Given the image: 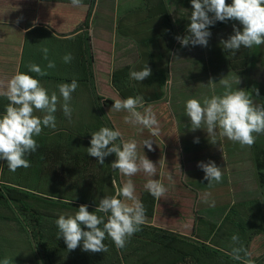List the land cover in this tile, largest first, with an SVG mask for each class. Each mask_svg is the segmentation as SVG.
I'll return each instance as SVG.
<instances>
[{
	"label": "crops",
	"instance_id": "1",
	"mask_svg": "<svg viewBox=\"0 0 264 264\" xmlns=\"http://www.w3.org/2000/svg\"><path fill=\"white\" fill-rule=\"evenodd\" d=\"M82 3V7H73L70 0H0V79L11 78L18 71L27 73L38 79L49 94L55 91L58 96L59 84L76 79L79 86L72 93L70 105L74 111L71 122L63 114L60 104L54 114L56 127H63L64 133L74 141L70 154L66 156L70 163L79 158L82 165L83 158H88L85 149L92 132L109 126L120 130L122 139H135L140 153L156 164L158 174L153 178L160 179L167 188L165 196L157 199L154 216L145 220L146 225L208 249L220 246L224 250L220 249L219 253L230 260L234 259L225 250L231 251V237L238 234L243 243L249 232H256L247 250L252 253L255 263L264 264V169L259 171L257 167L262 150L255 151L260 135L251 147H241L230 140L226 143L219 135L213 144L205 130H190L185 102L190 98L202 101L213 93L208 91L188 97L166 94L171 53L176 47L184 48L175 39L172 25L170 31L165 28L160 45L140 52L139 45L131 40L130 35L103 33L102 28L95 33L97 0L91 8V0H82ZM143 3L141 0L137 6L139 10ZM89 9L87 26H80ZM18 19L19 23L16 22ZM198 46L189 45L184 58L181 57L180 62L173 63L172 60L171 66L178 63V68L186 74L195 71L194 56L199 52ZM42 47L49 49V59L55 61L56 67L47 69L49 74L40 77L29 72L27 65L35 63L46 67L47 61L40 51ZM67 53H71L74 59L66 64L62 57ZM224 62L228 65L227 58ZM146 63L152 70L151 76L141 82L130 79V71L142 70ZM115 72L118 75L115 76ZM246 74H237L241 76L239 89L249 93ZM113 80L117 83L112 84ZM114 85L122 88L126 98L141 95L146 106H152L159 121L158 136L150 137L147 129L141 132L124 123V112H109L111 107L102 102L122 98ZM92 92L101 98L99 102ZM251 96L254 102L258 99ZM7 103L6 98L0 97V114ZM35 115L43 114L35 112ZM148 138L153 139L152 150L142 147L143 140ZM196 138H199L198 143L194 142ZM75 143L79 144L78 148ZM77 151H80L78 157ZM209 160L223 172L222 182H213L211 187L204 179L205 173L197 167L199 162ZM117 172L119 181L120 177L128 179ZM169 174L173 181L167 179ZM131 179L140 199L141 192L146 191L143 185L147 177L138 173ZM205 193H210L209 200L215 201L214 206L203 202Z\"/></svg>",
	"mask_w": 264,
	"mask_h": 264
},
{
	"label": "clouds",
	"instance_id": "2",
	"mask_svg": "<svg viewBox=\"0 0 264 264\" xmlns=\"http://www.w3.org/2000/svg\"><path fill=\"white\" fill-rule=\"evenodd\" d=\"M73 7H82V0H70ZM192 11L187 26L188 35L175 39L182 47L208 45L211 36L209 27L217 21H238L242 30L233 25V34L226 40L221 39L223 50L235 55L241 47L252 48L264 45V0H191ZM211 14V15H210ZM19 23V19L16 21ZM46 67L29 63V72L43 77L48 75L47 69H54L56 63L49 59V49H40ZM74 59L71 53L62 57L64 63H71ZM152 74L151 68L145 64L142 70L130 71L129 77L135 81H143ZM239 77L235 83H240ZM216 83L209 80L208 85ZM223 88L221 94H213L202 101L190 98L185 102V115L190 120V130L203 129L211 143H216L217 135L239 143L241 147H251L257 135L264 134V104L254 102L252 96L244 89H233V81L226 77L219 80ZM203 85V84H201ZM78 82L59 84L58 91L49 94L40 81L32 75L16 72L11 78L0 79V97L6 98L3 114H0V160L6 161L9 171L30 167L28 155L36 152L39 147L36 139L43 128L55 129L57 105L62 107L63 114L72 119V93L77 89ZM256 95L259 90L254 89ZM62 98V103H61ZM35 112L43 115L37 116ZM109 112H124V123L137 127L139 131L148 130L150 137L159 135V121L151 105L145 104L141 95L116 98ZM120 143H117V140ZM199 142V138L194 140ZM153 139H144L142 147L152 150ZM89 156L95 157L101 165L111 154L116 159L111 163L113 170L128 179L117 188L115 195H106L99 200L95 211L90 212L88 205H80L74 214H61L55 220L58 228L57 239L63 238L69 251L81 246L85 252H108L104 243L110 239L117 249H124L130 238L138 231L146 220V209L136 194V186L131 177L143 173L147 177L144 189L154 198L164 197L167 188L160 179L153 177L158 174V167L146 155L138 150L135 139H122L120 130L100 127L91 133L90 147L85 149ZM204 173V179L212 183L222 182V168L214 161L199 162L197 165ZM167 179L173 181V176ZM115 184V181H113ZM210 193H205L203 202L214 206L215 201L209 200ZM102 214V215H100ZM83 226V227H82ZM232 247L230 255L234 260L243 264H255L249 252L240 240L238 234L231 237ZM0 264H12V260L5 257Z\"/></svg>",
	"mask_w": 264,
	"mask_h": 264
},
{
	"label": "trees",
	"instance_id": "3",
	"mask_svg": "<svg viewBox=\"0 0 264 264\" xmlns=\"http://www.w3.org/2000/svg\"><path fill=\"white\" fill-rule=\"evenodd\" d=\"M226 2L231 4L232 0ZM93 4L94 0H91L90 8ZM152 9V17H161L163 26L170 31L171 20L165 1L156 0L149 11ZM89 17L90 9L80 26H87ZM229 22L232 21H217L209 30ZM250 50L241 47L234 56L224 50L229 67L236 74L247 72ZM114 83L117 82L113 80ZM114 86L121 97L126 98L122 88ZM92 94L96 101L101 100L94 92ZM102 103L109 107L113 105L110 100ZM104 122L109 126L105 119ZM34 138L39 147L26 157L30 167L12 172L6 161L1 166L0 160V261L8 257L12 264H243L221 255L219 250L224 249L220 246L211 249L198 246L191 240L166 234L145 223L124 249H117L110 239H106L104 243L109 251L105 253L85 252L82 244L69 251L63 238L57 239L55 220L61 214H74L83 204L88 205L90 212L95 211L100 199L116 194L118 170L110 167L116 157L109 155L103 165L91 156L83 158L82 165L79 158L70 163L66 156L74 141L64 133L63 127L43 128ZM117 143H120L119 139ZM75 147L79 144L75 143ZM79 153H75L77 157ZM257 167L259 171L264 169V159L257 158ZM140 200L146 209V219L152 218L157 198L142 191ZM254 233L249 232L243 239L246 249Z\"/></svg>",
	"mask_w": 264,
	"mask_h": 264
},
{
	"label": "rangeland",
	"instance_id": "4",
	"mask_svg": "<svg viewBox=\"0 0 264 264\" xmlns=\"http://www.w3.org/2000/svg\"><path fill=\"white\" fill-rule=\"evenodd\" d=\"M95 1L96 0H94V3ZM164 1L170 15L171 25L175 35L182 37L188 35L185 30L190 24L189 17L192 11L191 0ZM140 2L141 0H132V2L131 0H97L94 16L95 33L102 28L103 33H108L110 31V33L130 35L131 40L139 45L140 52L152 50L160 45V43H162L161 36L165 32V27L163 26L161 17H152L154 9H152L151 12L149 11L156 3V0H144L141 10L137 7L140 5ZM233 25L242 30V25H240L238 21H232L217 29L209 30L211 36L208 40V45L206 47L198 46L199 52L194 56L197 69L193 72L186 74V71H182V68H178V63L171 66L172 60L174 63L180 62L181 57L184 58V52L189 46L174 48L171 53V63L168 72L169 78H167V95L172 93L173 95L188 97V95L205 94L208 91L213 94H221L223 88L219 84V80L226 76L233 81V88L239 89V87L242 86L241 82L238 85L235 83L236 79L238 77L241 78V76H237V74L226 65L224 61L227 56L220 45L221 39L226 40L233 34ZM167 40L170 42V37L167 38ZM142 55L145 57L144 54ZM246 73L245 78L249 85V87H247L249 94L258 97L255 103L261 104L262 102V104H264V45L251 48ZM234 77L236 79H234ZM209 80H212L216 84L214 86L208 85ZM254 89L259 90L258 96ZM259 138L260 140L255 147V151L259 153V151L262 150L258 155L261 160L264 159V134L260 135ZM224 139L227 143L228 139ZM125 181L126 179H121V177L120 181L116 178L117 188L121 187Z\"/></svg>",
	"mask_w": 264,
	"mask_h": 264
}]
</instances>
